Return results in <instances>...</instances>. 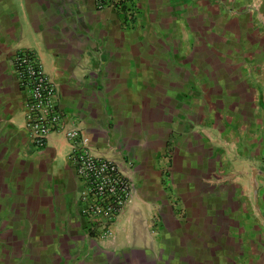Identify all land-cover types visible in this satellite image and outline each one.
I'll return each mask as SVG.
<instances>
[{
    "label": "crops",
    "instance_id": "1",
    "mask_svg": "<svg viewBox=\"0 0 264 264\" xmlns=\"http://www.w3.org/2000/svg\"><path fill=\"white\" fill-rule=\"evenodd\" d=\"M94 1L0 0V264H72L80 245V264H264V0H222L224 14L208 0H136L126 30ZM20 49L92 154L123 171L131 161L130 202L100 246L77 214L63 135L28 141L10 62ZM169 144L178 221L158 164Z\"/></svg>",
    "mask_w": 264,
    "mask_h": 264
},
{
    "label": "built area",
    "instance_id": "2",
    "mask_svg": "<svg viewBox=\"0 0 264 264\" xmlns=\"http://www.w3.org/2000/svg\"><path fill=\"white\" fill-rule=\"evenodd\" d=\"M111 3L117 9L116 2L112 0L107 6ZM96 4L97 8H102L100 3ZM122 8L134 10L135 6L133 3L127 6L124 0ZM10 62L17 87L24 95L23 126L31 147L41 150L49 134L63 135L68 146V164L77 182V214L84 221L86 233L92 240L108 238V226L123 215L131 199V161L125 162L126 171H123L119 164L92 154L86 134L64 122L57 106L55 85L31 50L15 51Z\"/></svg>",
    "mask_w": 264,
    "mask_h": 264
},
{
    "label": "rangeland",
    "instance_id": "3",
    "mask_svg": "<svg viewBox=\"0 0 264 264\" xmlns=\"http://www.w3.org/2000/svg\"><path fill=\"white\" fill-rule=\"evenodd\" d=\"M109 1L110 0H96V3H100V5H101L100 7H102V9L103 8H109V9L117 12L119 14V18H120L119 22H120V26L122 29H125V30L131 29L133 22L137 18V14H138L137 7H136V5H137L136 0H125L127 6H129L132 3L134 4V6H135L134 10H131L129 8L126 10L123 9L122 6H123L124 0H112V1L116 2V4H117L116 8L117 9H115V6H112V3H111V5L107 6V3ZM208 1L210 4H214L215 2L217 4H219V9H220L221 14H224V12L229 13L228 8L224 7L223 6L224 4L222 5V0H208ZM235 1H237V0H235ZM101 2H102V4H101ZM96 3H95V7L97 8ZM181 3H184V2L178 1V4L177 3L176 4H177V6H180ZM189 4H190V1L188 2V6H189ZM242 4H244V3L242 2ZM243 7L245 9H248L249 5L245 4V5H243ZM233 8L235 10H239V8H236L235 5H233L232 9ZM97 9H101V8H97ZM249 12H251V11H249ZM184 28H185L184 22L178 23L177 29L180 30V32L182 34H184V31H185V30H183ZM175 62L178 63L177 60H175ZM196 129L199 130V128H196ZM172 150H173L172 145L171 144L167 145L163 151V154L161 155V159L158 162V164H159V170L161 171V176H162L161 183H162L163 188L166 191V195H167V204L172 208L174 219L178 221V220H181L183 218L184 208L181 206V204L179 203L177 198L174 196L173 191L171 189H169V183H168L169 177H168V175H169V171H170L169 170V168H170L169 162H170L171 153L173 152ZM258 197H260V196L258 195ZM151 217H152L151 223L149 224L150 230L152 229L151 228L152 224L156 228V223H155L156 220H154V215ZM115 223L108 226L110 232L112 231V227ZM97 232L98 231L95 232V236H94L95 239H96V235L98 234ZM152 233H153V231H152ZM151 240L155 241L154 238H151ZM96 243L98 245L100 243V240L97 241ZM99 246H100V244H99ZM88 255H89V250L86 248L85 245L77 246L75 248V254L71 258V263L72 264H80L86 259V257H88ZM99 260L105 262V264H159V263L149 262L148 256L146 254H126V255H124L123 261H120L119 258L117 260H115V259L113 260L109 257L107 259L105 258L104 260L100 257Z\"/></svg>",
    "mask_w": 264,
    "mask_h": 264
}]
</instances>
